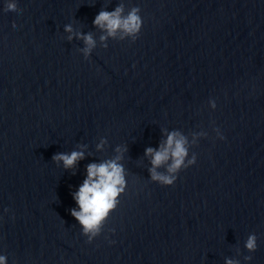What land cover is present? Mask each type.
Returning <instances> with one entry per match:
<instances>
[{"label":"water","instance_id":"water-1","mask_svg":"<svg viewBox=\"0 0 264 264\" xmlns=\"http://www.w3.org/2000/svg\"><path fill=\"white\" fill-rule=\"evenodd\" d=\"M121 2L125 12L140 6V34L102 47L92 19ZM17 6L19 17L4 14L0 0V251L8 264H225L226 256L264 264V0ZM66 23L96 38L89 58L81 39H66ZM162 128L189 141L207 134L190 144L196 162L172 185L149 179L143 155ZM102 135L108 142L97 152ZM78 143L94 156L75 173L52 161ZM117 143L128 145L127 186L87 242L68 211L71 191L84 164L114 154ZM249 232L258 247L244 261Z\"/></svg>","mask_w":264,"mask_h":264},{"label":"clouds","instance_id":"clouds-1","mask_svg":"<svg viewBox=\"0 0 264 264\" xmlns=\"http://www.w3.org/2000/svg\"><path fill=\"white\" fill-rule=\"evenodd\" d=\"M94 2V0H91ZM4 14L15 13L17 17L21 15V10L17 6V0H3ZM92 24L99 28V39L104 42L102 47H107L109 37H118L121 40L128 39L135 41L140 34L143 26L140 6L133 4L126 12L124 4L118 3L111 10L101 7L92 19ZM12 29L17 25L12 23ZM64 30L67 32L66 39L72 40L75 36L83 41L79 51L83 58H89L93 48L96 46V38L90 31L73 29L70 23L64 24ZM208 106L216 108V99L209 97ZM212 131L215 137L223 140L224 134L218 126H213ZM207 135L206 133H195L192 141L178 128H162L161 139L155 146L146 145L143 155L148 158V177L161 185H172L178 178L181 169L193 165L197 159V153L190 151V144L197 143L196 137ZM107 138L100 136L95 143L97 152H102L107 144ZM87 143H78L67 151H56L52 154V161L63 169H71L76 172L79 162L87 155L94 156L92 151L86 153ZM128 150L126 143H117L113 147L114 154L104 156L98 159H91L83 166V175L81 181L71 191V196L75 201L68 211L79 225L80 232L86 237L87 242H91L97 237L105 227V222L111 211L119 203L120 195L127 186L128 169L124 164V154ZM163 168V170H161ZM72 186L70 185V188ZM8 206H5L3 212H8ZM3 213H0L2 218ZM115 228H109L108 232H114ZM109 240V243H114ZM257 234L249 232L244 239V248L248 254H244V261L252 259L251 253L256 250ZM0 264H8V256L0 251ZM225 264H241L239 259L226 256Z\"/></svg>","mask_w":264,"mask_h":264}]
</instances>
